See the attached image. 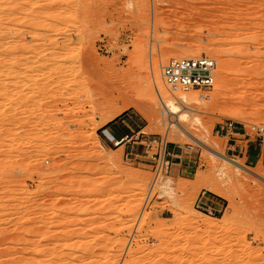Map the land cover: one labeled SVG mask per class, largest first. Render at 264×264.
I'll return each instance as SVG.
<instances>
[{"label":"rangeland","instance_id":"374dc122","mask_svg":"<svg viewBox=\"0 0 264 264\" xmlns=\"http://www.w3.org/2000/svg\"><path fill=\"white\" fill-rule=\"evenodd\" d=\"M187 54L215 83L167 114L148 79ZM260 127L264 0H0V264H264ZM173 151L188 179L157 176Z\"/></svg>","mask_w":264,"mask_h":264},{"label":"built area","instance_id":"2783aa9c","mask_svg":"<svg viewBox=\"0 0 264 264\" xmlns=\"http://www.w3.org/2000/svg\"><path fill=\"white\" fill-rule=\"evenodd\" d=\"M216 66V60L210 57H173L161 66V76L165 86L172 94L191 90L206 92L214 86ZM200 97L204 99L208 95L202 93ZM235 129H237V126L233 122L220 125V130L227 133L233 134L236 132ZM259 130L264 132V127H260ZM150 145V143L147 144L148 147ZM126 156L128 158L129 154H126ZM157 161L155 172L159 176L163 170L168 171L169 168L165 152L163 155H158ZM205 193L203 192L197 207L203 211L217 212V206L207 200L204 196ZM203 198H205V201H203Z\"/></svg>","mask_w":264,"mask_h":264},{"label":"bare ground","instance_id":"6f19581e","mask_svg":"<svg viewBox=\"0 0 264 264\" xmlns=\"http://www.w3.org/2000/svg\"><path fill=\"white\" fill-rule=\"evenodd\" d=\"M205 6V5H204ZM203 6V7H204ZM202 7V6H201ZM202 9V8H201ZM213 9V8H212ZM201 12V11H200ZM202 12H205V11H203L202 10ZM201 12V13H202ZM201 13H199V14H201ZM205 13H207V12H205ZM204 13V14H205ZM203 14V13H202ZM202 14H201V16H202ZM208 14H209V12H208ZM206 15V14H205ZM200 16V15H199ZM200 16V17H201ZM182 57H191V55L190 54H187V55H182ZM167 59V58H166ZM152 71L154 72V70H153V68H152ZM151 71V72H152ZM152 72V77L151 76H149L148 78H150V79H148V80H150V85L152 86H154L155 87V89H156V94H158V102H159V104L162 106V111L164 112V111H166L167 112V114H169V113H171V112H177L176 110L178 109V108H180V106L182 107H186V109H189V111H197V110H201L202 109V107L200 106L199 107V105H197L198 104V102H197V96L195 97V95H194V93H190L189 91L188 92H180V93H177V94H180V95H175L174 94V97H172V96H170L169 95V93H167V91H166V89H165V86L163 87V85H161V81H160V76H159V73H158V75H157V73L155 74V73H153ZM161 75V74H160ZM148 76V75H147ZM146 80H147V78H146ZM165 85V84H164ZM152 86V87H153ZM222 86L223 85H221V83H220V88H222ZM154 89V90H155ZM152 90H153V88H152ZM150 92V91H149ZM155 92V91H154ZM222 92H223V90L222 89H219L218 91H217V95H221L222 94ZM157 97V96H156ZM236 97V95H233L231 98H230V101L233 99V98H235ZM237 97L240 99V101H242V100H246V99H248L249 97H247V95L245 94V93H243V94H239V95H237ZM207 98H209V97H207ZM204 99H205V97H204ZM203 99V100H204ZM202 100V101H203ZM206 100V99H205ZM210 102V101H209ZM197 103V104H196ZM200 104V103H199ZM201 104H203V103H201ZM205 104V103H204ZM206 106H208V105H206ZM183 109V108H182ZM184 110V109H183ZM182 110V111H183ZM161 111V112H162ZM178 111L180 112L181 111V108H180V110L178 109ZM181 111V112H182ZM119 111H115L113 114H112V118L115 116V115H117V113H118ZM162 112V113H163ZM166 112H165V114H164V116H163V121L165 122V120H168V121H171L170 119L171 118H169L168 117V119H166V116L165 115H167L166 114ZM184 112H186V110H184L183 111V113H181V115L184 117V116H186V114H184ZM189 113V112H188ZM172 114V113H171ZM190 114L191 113H189V116H190ZM181 115L179 116V117H181ZM168 116V115H167ZM183 117H181V119L183 118ZM192 118V117H191ZM165 119V120H164ZM180 119V118H179ZM185 119H186V117H185ZM194 121V120H193ZM198 123V122H197ZM167 124H168V122H167ZM170 124H171V122H170ZM168 125L167 126V136L169 137V138H167V140L168 139H170L171 141H175V138L173 139V138H171V137H173L172 135H174L175 136V134H181L180 132L183 130V129H185L184 128V126H183V124H181V123H179V124H177L176 125V128L174 127H172L171 125ZM164 127H166V126H164ZM187 131V130H186ZM189 131V130H188ZM187 131V132H188ZM179 134H178V136H179ZM185 134H187L186 132H185ZM190 134V133H189ZM166 135V134H165ZM185 137V136H184ZM183 137V138H184ZM187 137H189V136H187ZM187 137H185V138H187ZM194 137V136H193ZM178 140V139H177ZM201 142V141H200ZM205 142V141H204ZM203 142V143H204ZM207 144V143H206ZM238 167V166H237ZM241 167V166H240ZM157 182V181H156ZM156 182H153L152 184H151V188L149 189V194H151L152 193V191L154 190L153 188L155 187V185L157 184ZM170 183V182H169ZM168 183V184H169ZM169 189V188H168ZM30 230V229H29ZM45 246V245H44ZM91 247V246H90ZM89 247V248H90ZM48 248V247H47ZM42 250V249H41ZM19 251V250H18ZM49 251V250H48ZM28 252V251H27ZM18 253V252H17ZM39 253V252H38ZM43 254V253H42ZM41 255V254H40ZM26 256H24V262L23 261H21L20 262V260H23V258L22 257H19V258H17L18 260H14L15 262H18L19 264L20 263H27L28 264V261H31V259H29L28 260V258H26ZM20 259V260H19ZM26 260H28V261H26ZM38 260V259H37ZM33 261V260H32ZM36 262V261H35ZM17 263V264H18ZM31 262H29V264H30ZM14 264V263H13ZM16 264V263H15ZM32 264H35L34 262H32ZM88 264V263H87Z\"/></svg>","mask_w":264,"mask_h":264},{"label":"crops","instance_id":"0c3cea01","mask_svg":"<svg viewBox=\"0 0 264 264\" xmlns=\"http://www.w3.org/2000/svg\"><path fill=\"white\" fill-rule=\"evenodd\" d=\"M114 129L115 127L113 125H110L107 128V140L110 142L114 141L115 144L124 146V150L126 152L125 154H129V155L135 154L133 151L135 148L134 145L135 142L131 144V141L128 140L129 134L126 133L125 135L119 136L118 139H114L115 138ZM121 140L123 141L121 142ZM261 142H262L261 153L258 155L256 159V163H258L259 161L264 162V137L261 138ZM247 153H248L247 158L251 159L252 156H251L250 148L248 149ZM168 155H171V160H168L169 162L168 170L170 169L169 171L171 174H173L174 178L188 179V177L193 174L195 170V161L192 159L191 156L185 155L184 152L180 154L179 152H175V151L169 152ZM136 156L138 157V154H136ZM216 199H207V200H209V202L212 203L214 206H218L219 202Z\"/></svg>","mask_w":264,"mask_h":264}]
</instances>
